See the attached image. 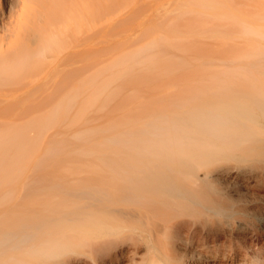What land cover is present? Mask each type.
I'll return each mask as SVG.
<instances>
[{
    "label": "bare ground",
    "instance_id": "bare-ground-1",
    "mask_svg": "<svg viewBox=\"0 0 264 264\" xmlns=\"http://www.w3.org/2000/svg\"><path fill=\"white\" fill-rule=\"evenodd\" d=\"M193 5L93 74L75 59L91 49L63 40L94 32L88 0H0V264L81 248L83 264H264V44L202 58L186 39L264 27ZM177 70L182 85L120 96ZM113 101L119 115L72 129Z\"/></svg>",
    "mask_w": 264,
    "mask_h": 264
},
{
    "label": "rangeland",
    "instance_id": "rangeland-1",
    "mask_svg": "<svg viewBox=\"0 0 264 264\" xmlns=\"http://www.w3.org/2000/svg\"><path fill=\"white\" fill-rule=\"evenodd\" d=\"M194 0H88L89 8L92 9L91 22L94 32L90 38H64L67 45L66 52H81L85 47H89L91 52L88 56L76 55L77 64H84L86 62L91 64L90 73L96 74L101 71L104 66L109 64L111 60L117 58L123 51L134 48L142 44L145 40L152 38H145L148 32L160 31L161 25L168 21L172 16L179 14L182 9L192 8ZM218 4L224 5L227 11L235 12L240 15L242 19L249 20L252 24L258 27H264V0H215ZM189 2V4L187 3ZM222 5V6H223ZM195 8H201L195 5ZM238 29V28H237ZM214 32L222 33L218 28H213ZM223 34V33H222ZM245 35V34H242ZM143 36L144 38H139ZM189 40H198L201 42L202 48L195 47L191 44L192 56L197 55L204 58L211 53H223L228 48L236 50H243L245 46H253L264 44V38H246L245 36L239 38H186ZM256 48V47H255ZM65 52V53H66ZM64 55L60 56L61 59ZM64 66H61L62 68ZM188 70V69H187ZM187 70H177L172 73H155L146 74L143 79L140 75H131L125 79L124 84L118 87L120 96L124 97L131 93V91L139 92L137 100L149 99V96L155 95V91L146 88L152 86L156 89L174 88L183 84ZM59 75V74H58ZM57 75V76H58ZM122 80L118 78L114 81L116 85ZM151 92V93H150ZM88 95L86 90L84 96ZM22 105L13 107L15 112H18ZM9 109L6 105H0L1 115L6 113ZM114 110L115 115H119V110L115 101L111 102L100 117L94 120H86L87 116L82 117L81 121L73 124L72 129L81 128L84 124H100L105 122L108 118V111ZM90 113V112H89ZM88 113V114H89ZM87 114V115H88ZM92 255L88 248H81L76 252H71L63 255L54 261L45 262L44 264H78L84 261H91Z\"/></svg>",
    "mask_w": 264,
    "mask_h": 264
}]
</instances>
